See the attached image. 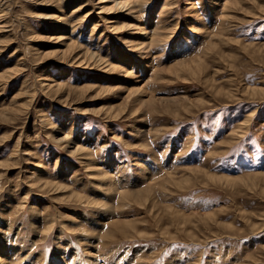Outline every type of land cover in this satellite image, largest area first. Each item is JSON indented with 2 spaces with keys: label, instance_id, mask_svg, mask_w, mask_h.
Masks as SVG:
<instances>
[{
  "label": "rangeland",
  "instance_id": "1",
  "mask_svg": "<svg viewBox=\"0 0 264 264\" xmlns=\"http://www.w3.org/2000/svg\"><path fill=\"white\" fill-rule=\"evenodd\" d=\"M0 264H264V0H0Z\"/></svg>",
  "mask_w": 264,
  "mask_h": 264
},
{
  "label": "bare ground",
  "instance_id": "2",
  "mask_svg": "<svg viewBox=\"0 0 264 264\" xmlns=\"http://www.w3.org/2000/svg\"><path fill=\"white\" fill-rule=\"evenodd\" d=\"M127 4V3H126ZM118 5H121V6H125V3L124 2H117L116 3V6ZM111 67V66H110ZM113 67V66H112ZM251 89V88H250ZM249 89V90H250ZM259 89H256V88H253L251 89V92H253V94H258V93H261V91H258ZM250 92V91H249ZM249 117V116H248ZM242 136V135H241ZM173 181V180H172Z\"/></svg>",
  "mask_w": 264,
  "mask_h": 264
}]
</instances>
